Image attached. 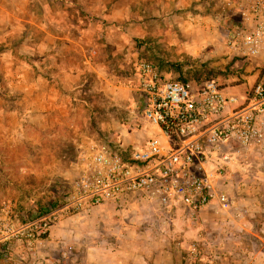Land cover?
<instances>
[{"label": "rangeland", "instance_id": "374dc122", "mask_svg": "<svg viewBox=\"0 0 264 264\" xmlns=\"http://www.w3.org/2000/svg\"><path fill=\"white\" fill-rule=\"evenodd\" d=\"M46 1L0 0V57L25 61L35 70V63L50 62L51 6ZM236 1L200 0L184 10L150 16L152 28L148 29L153 35L138 33L129 59L125 48L107 60L109 67L118 71L111 77L125 81L124 87H129L119 89L118 101L111 105L102 91L83 90L78 94L80 102L73 101L68 106L69 114L60 116L56 124L51 111H37L33 98L25 92H9L0 73V208L9 204L15 214L22 210L35 217L38 201L63 203L73 180L90 161L92 148L125 149L129 154L156 134V128L144 119L136 91L135 73L141 61L153 63L167 78L185 80L191 87L198 85V75L206 76V72L200 74V64L212 68L211 75L223 85H238L242 76L251 77L253 74H245L240 63H230L223 55L225 33L237 20ZM43 6L50 13H44ZM137 7L142 11L144 5L137 3ZM187 12L198 18H190ZM179 15L183 21L199 26L197 35L189 37L193 29L190 25L182 29ZM38 46H42L43 54H39ZM193 60L197 63L180 64ZM103 77L107 76L86 75L85 85ZM227 176L233 189L231 207L226 212L206 210L195 225L181 219L184 224H171L168 220V224H163L151 210L140 211L139 206L130 210L129 205H138L137 200H127L123 211L110 205L107 207L113 208L112 213L100 208L79 215H60L50 230L51 243H57L55 249L51 248V253H57L51 264L93 263L98 253L95 246H106L107 251L113 246V252L129 257L127 263H131V256L143 254L149 244L177 250L182 256L196 240L218 243L220 252L231 253L229 264H255V254L261 247L259 239L236 227L238 219H242L237 217L240 209L235 212V205L247 195L239 193L245 181L250 196L264 194V158L251 155L238 159L232 162ZM32 262L21 245H16L7 258L0 256V264Z\"/></svg>", "mask_w": 264, "mask_h": 264}, {"label": "built area", "instance_id": "2783aa9c", "mask_svg": "<svg viewBox=\"0 0 264 264\" xmlns=\"http://www.w3.org/2000/svg\"><path fill=\"white\" fill-rule=\"evenodd\" d=\"M234 8L237 20L225 33L223 55L255 76L247 91L228 92L215 80L191 87L141 61L136 91L144 119L156 134L129 154L125 149L92 148L90 161L63 203L26 224L16 223L11 206L4 204L2 258L16 245L34 258L60 215L107 205L123 211L127 200L151 205L161 223H166L164 214L177 210L190 225L200 222L208 208L228 211L232 201L227 173L232 162L251 155L264 158V0H237ZM220 257L218 243L196 240L183 252L180 264H219Z\"/></svg>", "mask_w": 264, "mask_h": 264}, {"label": "crops", "instance_id": "0c3cea01", "mask_svg": "<svg viewBox=\"0 0 264 264\" xmlns=\"http://www.w3.org/2000/svg\"><path fill=\"white\" fill-rule=\"evenodd\" d=\"M199 1L48 0L46 1L47 6H51L50 62L35 63L34 67H37L35 70L25 61L0 57V73L3 79L7 81L9 92H25L31 99L33 98V105H35L37 111H51V117L55 124L59 123L60 116L69 114L70 107L68 106L73 101L80 102L79 95L84 92L83 90H89L93 93L102 91L109 97L110 103L113 105L118 101L119 89L125 86V81H119L117 78L111 77L117 75L118 73L114 72L118 71L114 67H109V61L107 60H109L110 55H116L120 50L127 48V59H129L131 57L129 55L130 49L133 50L136 45L137 34L144 32V34L153 35V32L148 29L149 27L152 28L150 16L167 14L172 9L184 10ZM137 3L144 5L142 11L137 7ZM42 9L45 11L44 13H50L47 12L45 6ZM187 14L190 18H198L195 13L187 12ZM178 19L182 29H187L188 25L193 29L189 37L192 34L193 36L197 35L199 26H195L192 22L183 21L181 15ZM163 20H166V18ZM195 39L196 37H194ZM43 51L42 46H38L39 54H43ZM93 73L96 77L102 75L107 77L85 85L88 81L85 80V76H92ZM254 77V75L246 77L238 85H223L215 81L226 91L242 95L254 83ZM126 88L129 87L123 89ZM1 125L3 123H1L0 118V130ZM247 184L246 181L243 182V189L239 192H245L247 195L235 205V212L240 209L237 217L242 219H238L236 227L259 239L261 247L255 254L254 259L256 260L255 264H264V194L250 196ZM228 192L229 196L233 193V189L229 184ZM142 205H129V209L136 210L135 208L139 206L140 211L148 212L151 210L160 217L151 205L147 204V207L141 208ZM107 206L95 208L92 211L104 208L103 210L107 213L114 212L113 208L108 209ZM208 211L216 212L215 209L211 208H208ZM174 213L164 214L166 222L168 220V223L170 221L171 224H184L182 221L185 220L179 216L178 210ZM185 223L188 224L186 221ZM45 244L43 246L45 248L41 250L43 248L41 247L36 256L31 258L32 264H38L39 262L51 264V260H56L57 253H51V248L55 249L57 243H51V233ZM104 247L106 246H103V248L93 247L98 253L96 252L93 263L88 264H180L182 257L177 250L164 249L161 248V245L159 248L156 244H149L145 246L143 254L136 257L131 256V263H127L126 261L129 259L127 255L118 254V251L113 252V246H110V251H107ZM235 253L233 252V254ZM229 255H231L230 252H221L220 262L229 264L232 259ZM243 258L245 257L243 256ZM247 259L246 261H248Z\"/></svg>", "mask_w": 264, "mask_h": 264}, {"label": "trees", "instance_id": "16d2710c", "mask_svg": "<svg viewBox=\"0 0 264 264\" xmlns=\"http://www.w3.org/2000/svg\"><path fill=\"white\" fill-rule=\"evenodd\" d=\"M193 63H197V60L185 61V62H181L180 64H193ZM173 65L174 64H171V66H173ZM200 67L203 69V70L202 69L200 70V71H202V72H200V74H205V72H206V74H205L206 76H205V78H200V75H198L195 79V81H197L198 84H201L207 80H215L213 78V76L211 75L212 68L207 67L205 64H200ZM157 68L160 70L159 67H157ZM176 80L181 81L185 84H188L187 81H185V80H180V79H176ZM125 154L126 153L124 152V155ZM60 205H61L60 201H57V200H54L52 202L38 201L36 203V216L35 217H40V216L46 214L47 212H49L50 210H53V209L59 207ZM12 212H13L12 213L13 220L18 224H26L27 222L31 221L32 219H35V217L30 216L31 213H29V212L26 213V212H23L22 210H18L16 212V214L14 213L15 210H13Z\"/></svg>", "mask_w": 264, "mask_h": 264}]
</instances>
